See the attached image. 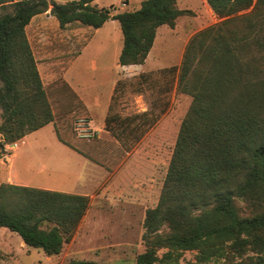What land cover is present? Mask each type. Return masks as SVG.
I'll return each instance as SVG.
<instances>
[{
    "label": "trees",
    "instance_id": "obj_1",
    "mask_svg": "<svg viewBox=\"0 0 264 264\" xmlns=\"http://www.w3.org/2000/svg\"><path fill=\"white\" fill-rule=\"evenodd\" d=\"M97 1L23 0L0 15V109L9 118L0 158L5 145L54 120L26 35L34 17L50 11L61 29L74 22L100 29L116 20L124 38L118 65L136 66L146 62L158 28H174L190 13L178 0H144L113 15ZM206 1L221 22L197 33L185 50L181 83L192 104L160 202L146 213L137 264H181L186 252H195L187 264H264V0ZM89 208L87 196L0 185V227L48 257L62 253Z\"/></svg>",
    "mask_w": 264,
    "mask_h": 264
},
{
    "label": "rangeland",
    "instance_id": "obj_2",
    "mask_svg": "<svg viewBox=\"0 0 264 264\" xmlns=\"http://www.w3.org/2000/svg\"><path fill=\"white\" fill-rule=\"evenodd\" d=\"M18 1L23 0H0L6 2L0 5V15L11 13V3ZM143 1L98 0L97 3L116 15L139 9ZM178 5L190 13L182 16L175 28L162 26L157 31L152 55L143 66L119 68L124 38L118 21H109L97 30L80 22L61 29L58 20L48 11L34 17L26 27L56 119L42 130L27 135L23 142L5 145L0 164L4 165L2 160L8 162L11 158L22 174L28 172L29 176L40 172L35 175V181L26 182L28 185H46L50 177L47 169H81L80 172L86 174L88 165L85 167L81 160L71 158L63 143L78 146L104 175L101 179L99 173L103 183L91 191V207L59 256L47 257L41 250H28L22 246L18 234L0 227V264H67L72 260L137 264V257L145 251L146 213L160 202L179 131L192 104V97L181 83L185 50L197 33L221 22L206 0H178ZM86 44L88 47L79 64L96 77L94 88L102 98L95 109L98 117L94 119L75 104L77 95L70 92L63 78L53 79L46 72L53 63L55 71L68 68L67 63L77 58ZM93 62H97L98 71H94ZM114 71H119V76H111ZM79 73L75 68L66 76L77 93L81 92L80 82L84 79ZM105 115V120L110 119L111 131L106 130V122L102 121ZM80 118L87 119L90 127L95 128L92 139L78 136L76 121ZM8 119L5 108L0 109V144L6 136L3 128ZM105 132L110 140L102 138L105 142L97 147L98 136ZM97 149L107 155L104 153L103 157L96 158L94 151ZM15 155L18 158H14ZM91 171L92 168L88 170ZM4 179L5 168L2 167L0 184ZM239 207L243 213L248 212L243 202H239ZM194 262L195 252H186L181 260V264Z\"/></svg>",
    "mask_w": 264,
    "mask_h": 264
},
{
    "label": "crops",
    "instance_id": "obj_3",
    "mask_svg": "<svg viewBox=\"0 0 264 264\" xmlns=\"http://www.w3.org/2000/svg\"><path fill=\"white\" fill-rule=\"evenodd\" d=\"M202 1L204 2V0H202ZM180 18H178V20ZM109 21H116V20L110 19ZM177 21H176V25H177ZM164 26H167V25H164ZM160 28H158V30ZM29 44L31 46L30 41H29ZM88 45H89V43H88ZM88 45L86 44L84 46V48L80 51L81 53L77 56V58H74V59H72L71 61H69L67 63L68 64V68H64V69H62V71H55V70H53V66H55L54 65L55 63H53L52 65L49 66L48 69H46V72H48L50 77L53 78V79L54 78L55 79L63 78L64 79L63 82L68 86L70 92L77 95V100H75V104H78V106L80 108H82L84 111L87 112V114H89L90 118L92 117L94 119V118L98 117V114L95 113V109H97L96 107L101 103L102 98L98 94L99 92L97 93V90L94 88V83L97 81L96 77L93 76L89 72V70L87 68H85L84 65L81 66L79 64L80 61L83 60V53L87 49ZM31 49H32L34 58L36 60V64H37V68H38V71H39V74H40V78L42 79V82H43L44 90L46 92L48 101L50 103V106H51V109H52V112H53L54 120H53L52 123H54L56 118H55L54 110H53V107H52L51 97H50V95L48 93V90H47V84L44 81V75H43L42 69H41V67H40V65L38 63L37 54L35 53V50L32 48V46H31ZM153 49H154V46H153L148 58L146 59L145 63H147L149 61V58L152 55ZM55 52H58V50H56ZM97 65H98L97 62H93L94 71H98V66ZM136 66H141V65H136ZM121 67L125 68V67H130V66H119V68H121ZM75 68H76V70H77V68L79 69V72H80L79 76H82L84 78L83 80L81 79L80 87H79V89H81V92H78V93H77V91H75L73 89V87L71 86L69 81L66 80V78H68L66 76H69V74ZM119 74H120L119 71H116V72L114 71V73H112L111 76H116L117 77V76H119ZM91 78H93V81H92ZM115 83H116V80H115ZM60 84H63V83L60 82ZM113 87H115V84L113 85ZM108 99H109V97H108ZM61 102L62 101L60 100L59 103H61ZM105 119H106V115L104 116V118L102 120V121H104V123L106 122ZM52 123H50L49 125H51ZM102 138L104 140H110L109 139L110 137H109L107 132L102 133L101 135L98 136L97 140H99L100 142H99V144L96 145L97 147L102 146L103 143L105 142V141H102ZM111 138H112V136H111ZM22 142H23V140H22ZM62 145H63V148L65 147V152L67 154H69V156L71 158H74V159L76 158V159L81 160L82 161L81 163L83 165L85 164L84 165L85 167H86V165H88V167H89L88 170H90V168H92L93 171H91L89 173L88 170H87V172L85 174L84 172H80L81 169H79V171L77 170L78 172L75 171L74 169L71 171V169H68V168H62V169L53 168V170L52 169H50V170L47 169L48 170V174L50 175V177H48V179L46 181V183H47L46 185H39V186L38 185H28L26 182H28L30 180L31 181H35V179L37 178V176H35V175L36 174L39 175L40 172H38V173H36L34 175H30L29 174V176L26 175L28 172L26 174H22L20 172V169L16 166L15 161L12 160L11 158H8V162H5L4 160H2V163L4 165L0 164V168H2V167L5 168V179L2 180L1 184L9 183V184L18 185V186H25V187H32V188L43 189V190L64 192V193H68V194H72V195L87 196V197L90 198V196H92L91 191L95 190L96 185H99L101 182L103 183V181L100 182V180L102 179L104 174L101 173V171H98L97 169H95L94 163H92L90 161V159H88V157L85 156V154L79 149L78 146H76L74 144H73L74 146H72L71 144H69V146H68L67 144H63V143H62ZM96 146H94V147H96ZM104 153H105L104 151L99 150V149L94 151V155L96 156V158L103 157ZM105 154L107 155V153H105ZM14 158H18V155H15ZM23 167L25 168L24 170L27 171V169H28L27 165H25ZM94 172H95V174H94ZM96 172H98L97 175H96ZM99 173L101 174V179L98 177ZM64 180L67 181V182H65ZM62 181H64V182H62ZM59 182H62V183H59ZM90 207H91V200H90ZM88 211H87V213H88ZM87 213H86V215H87ZM86 215H85V217H86ZM8 232H11V231L8 230ZM21 244H22V246H25L26 248H29V247H27L24 244L22 239H21ZM28 250L34 251V250H38V249L29 248Z\"/></svg>",
    "mask_w": 264,
    "mask_h": 264
},
{
    "label": "built area",
    "instance_id": "obj_4",
    "mask_svg": "<svg viewBox=\"0 0 264 264\" xmlns=\"http://www.w3.org/2000/svg\"><path fill=\"white\" fill-rule=\"evenodd\" d=\"M76 132L80 138L90 140L96 131L90 127L87 119L80 118L76 121Z\"/></svg>",
    "mask_w": 264,
    "mask_h": 264
}]
</instances>
